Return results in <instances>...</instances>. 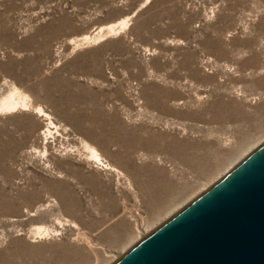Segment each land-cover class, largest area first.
Returning <instances> with one entry per match:
<instances>
[{
    "label": "rangeland",
    "instance_id": "rangeland-1",
    "mask_svg": "<svg viewBox=\"0 0 264 264\" xmlns=\"http://www.w3.org/2000/svg\"><path fill=\"white\" fill-rule=\"evenodd\" d=\"M144 1L0 0V264H113L264 143V0Z\"/></svg>",
    "mask_w": 264,
    "mask_h": 264
},
{
    "label": "water",
    "instance_id": "water-1",
    "mask_svg": "<svg viewBox=\"0 0 264 264\" xmlns=\"http://www.w3.org/2000/svg\"><path fill=\"white\" fill-rule=\"evenodd\" d=\"M113 264H264V143Z\"/></svg>",
    "mask_w": 264,
    "mask_h": 264
},
{
    "label": "bare ground",
    "instance_id": "bare-ground-1",
    "mask_svg": "<svg viewBox=\"0 0 264 264\" xmlns=\"http://www.w3.org/2000/svg\"><path fill=\"white\" fill-rule=\"evenodd\" d=\"M149 3V0H145L142 3V7H144L145 5H147ZM134 16V14L132 15ZM127 24V20H124L123 23H121L120 26L118 27H110L106 30V32H103L102 30L96 32L94 35L89 36V35H85L81 38H78L76 40H71L69 42V44L72 45V51H75L81 47H86V46H90L92 44H95L97 41L99 40H103L104 37H108L113 35L114 33L117 34L118 33V29H121V26H124ZM14 91V90H13ZM20 94V93H19ZM18 92H12L7 94L6 96H4L3 98H1L0 100V114L1 113H12V112H16L19 109H23L24 107L27 106L26 104V97L25 96H21L19 95ZM36 110L40 113L41 109L40 108H36ZM45 133H50L49 131V127H47V130L45 131ZM92 154L93 156H95L97 158V154L92 150ZM38 234H40V232H38ZM146 235L144 234V236L141 238L143 239Z\"/></svg>",
    "mask_w": 264,
    "mask_h": 264
}]
</instances>
